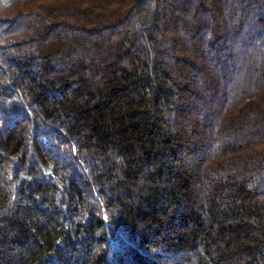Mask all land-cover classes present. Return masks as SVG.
Masks as SVG:
<instances>
[{
  "label": "trees",
  "instance_id": "16d2710c",
  "mask_svg": "<svg viewBox=\"0 0 264 264\" xmlns=\"http://www.w3.org/2000/svg\"><path fill=\"white\" fill-rule=\"evenodd\" d=\"M0 264H264V0H0Z\"/></svg>",
  "mask_w": 264,
  "mask_h": 264
}]
</instances>
